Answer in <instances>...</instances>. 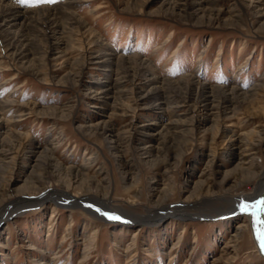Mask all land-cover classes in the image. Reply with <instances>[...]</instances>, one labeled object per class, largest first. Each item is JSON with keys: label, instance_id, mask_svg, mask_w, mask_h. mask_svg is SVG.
Returning <instances> with one entry per match:
<instances>
[{"label": "rangeland", "instance_id": "374dc122", "mask_svg": "<svg viewBox=\"0 0 264 264\" xmlns=\"http://www.w3.org/2000/svg\"><path fill=\"white\" fill-rule=\"evenodd\" d=\"M8 1L0 216L28 206L0 264H264L252 214L222 215L264 176V0Z\"/></svg>", "mask_w": 264, "mask_h": 264}, {"label": "bare ground", "instance_id": "6f19581e", "mask_svg": "<svg viewBox=\"0 0 264 264\" xmlns=\"http://www.w3.org/2000/svg\"><path fill=\"white\" fill-rule=\"evenodd\" d=\"M28 12L29 11H27V10L26 11L25 10H21L19 7L11 4L8 0H0V20H2V22H3L2 27L11 28L13 26H16V25L20 24V22H22V21L24 22L26 20V22H27L28 17H29ZM20 59H23V58H20ZM144 62L147 63L146 61H144ZM188 78H189L188 81H190L188 83L190 85L199 84V83H197V81L194 78H191V77H188ZM199 89L205 94L203 101L206 102V105L207 106H213L214 98H213V96H211L212 94H211L209 86L204 84V85L199 86ZM106 91L103 94H105V96H108V93ZM220 91H222L221 93H223L224 95H225V93L226 94L236 95V93L238 92L237 89H233V88L227 89L225 87L220 88ZM158 106H159L158 107L159 109H163L162 103H160ZM81 196L82 195H80V194L77 195V196L69 195V194H67L65 192H62L60 194H58V193H56V194L52 193L51 194L50 193L48 195H45L42 200H44V199L45 200H51V201L54 200V201H57L60 205H63V206L64 205L65 206H86L87 202H86V200L82 199ZM225 199L226 198L221 199V200H225ZM261 199H264V176L262 177V180H261L260 185L258 187V191L255 194L249 195L247 197H240L236 201L235 200L234 201L229 200L227 203L232 202V204H231L232 206L226 203L224 205V207H227L228 210L224 211L223 214L222 213L221 214L222 215H226V216H236V215H239L241 213H245V212H242L240 210V205L241 204H249V205H251V204H254L256 201L261 200ZM22 200L24 201V204L20 205ZM26 201L27 200H25L23 198V199L19 200V202H16L13 210L8 212L7 216H0V223L3 221V219H6V218L8 219V218L12 217L13 215L20 213V211H22L23 208H27L28 205H25ZM39 201L40 200H38L37 202H39ZM37 202H35V203H37ZM67 203H69V204H67ZM29 204H30V202H29ZM106 205H107V203L105 201H103L101 199H97V204H95V207H97L96 210L99 211V213H101L103 215H105V213H107L109 215H112V216H116V214H120V213L115 212L114 215H113L112 213L108 212L105 209ZM212 208H213L212 205L205 206L203 208V210L209 211V209L211 210ZM246 213H248L250 215V214H252V210H250L249 212H246ZM190 215H191V213L190 214L188 213V215L187 214L181 215V217L178 216V214L177 215L175 214L174 216L175 217H180V218H182V217L185 218V217H188V216L191 217ZM195 215L196 216H204L202 214H195ZM205 215L208 216V214H205ZM124 217H126V216H124ZM251 218H252V221H253V230H254L255 235L257 237V227H258V225L255 223L256 217L252 214ZM261 219L264 220V215L261 216ZM141 221H143V219ZM238 229H241V226H239ZM238 235H239V233L238 234H234L233 236L234 237H238ZM257 244H258L259 250L261 251V253L264 256V250H262V248H261V244H260V241H259L258 237H257ZM216 264H218V263H216Z\"/></svg>", "mask_w": 264, "mask_h": 264}, {"label": "snow or ice", "instance_id": "6c2138e0", "mask_svg": "<svg viewBox=\"0 0 264 264\" xmlns=\"http://www.w3.org/2000/svg\"><path fill=\"white\" fill-rule=\"evenodd\" d=\"M18 2L25 5H35L40 3H52L55 0H18ZM240 210L242 212H249L252 210V214L256 217L255 223L258 225L257 227V237L260 241L261 248L264 250V220L261 219V216L264 215V199L256 201L254 204H241ZM105 215L108 216L109 219L119 220L120 217L112 216L107 213Z\"/></svg>", "mask_w": 264, "mask_h": 264}]
</instances>
